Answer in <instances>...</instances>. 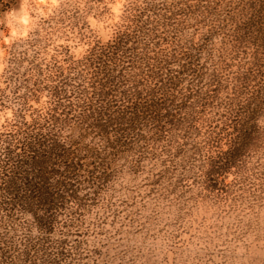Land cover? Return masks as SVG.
Returning a JSON list of instances; mask_svg holds the SVG:
<instances>
[{
    "label": "rangeland",
    "instance_id": "obj_1",
    "mask_svg": "<svg viewBox=\"0 0 264 264\" xmlns=\"http://www.w3.org/2000/svg\"><path fill=\"white\" fill-rule=\"evenodd\" d=\"M237 2L16 0L0 13L2 135L27 127L28 107L47 100L46 91L31 96V88L43 89L53 67L66 69L123 28L141 32L136 51L161 61L163 74L201 49L204 81L223 87L203 114L179 122L169 144L145 150L138 143L116 160L74 224L56 228L57 248L37 264H264V106L260 136L234 163L218 166L233 126L221 117L232 77L256 62L250 40L230 46L229 16L242 22ZM188 84L185 77L181 92ZM255 90L264 104V86Z\"/></svg>",
    "mask_w": 264,
    "mask_h": 264
},
{
    "label": "trees",
    "instance_id": "obj_2",
    "mask_svg": "<svg viewBox=\"0 0 264 264\" xmlns=\"http://www.w3.org/2000/svg\"><path fill=\"white\" fill-rule=\"evenodd\" d=\"M15 2L0 0V13ZM236 10L242 22L229 16L235 26L227 34L230 46L250 40L256 62L232 77L224 100L221 117L233 126L227 125L229 147L220 167L260 136L264 106L255 90L264 86V0H239ZM127 30L95 43L66 69L53 67L43 89L31 88V96L46 91L47 100L28 107L27 127L0 134V264H37L49 257L57 248L56 228L74 224L90 190L105 182L116 160L138 143L145 150L169 144L180 121H194L218 99L223 87L215 78L204 81L201 49L185 54L177 71L163 74L161 61L136 51L134 37L141 32ZM185 77L189 84L181 92Z\"/></svg>",
    "mask_w": 264,
    "mask_h": 264
}]
</instances>
